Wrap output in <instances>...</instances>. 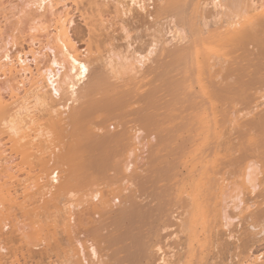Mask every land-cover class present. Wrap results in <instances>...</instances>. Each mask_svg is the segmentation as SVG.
I'll return each mask as SVG.
<instances>
[{
	"label": "bare ground",
	"instance_id": "bare-ground-1",
	"mask_svg": "<svg viewBox=\"0 0 264 264\" xmlns=\"http://www.w3.org/2000/svg\"><path fill=\"white\" fill-rule=\"evenodd\" d=\"M63 1L38 0L28 53L0 58V262L208 264L218 220L238 218L227 200L250 237L264 233V0H163L142 21L145 49L124 57L107 32L118 6L71 0L86 28L73 38ZM208 2L226 23L209 27ZM51 48L78 78L91 70L76 105L62 79L50 90Z\"/></svg>",
	"mask_w": 264,
	"mask_h": 264
},
{
	"label": "rangeland",
	"instance_id": "rangeland-1",
	"mask_svg": "<svg viewBox=\"0 0 264 264\" xmlns=\"http://www.w3.org/2000/svg\"><path fill=\"white\" fill-rule=\"evenodd\" d=\"M37 1L38 0H0V58L3 57L4 54L6 55L8 54L9 57H13L18 51L20 52L22 51L25 54L28 53L29 49H28L27 43H25V39H26L25 36L28 33V30L31 27V25H33L32 20L35 17L42 14V11L38 9ZM105 1L108 2L109 6L114 11H115V6H118L122 12V19L121 18L119 19V17H117L116 20L114 19L116 22H119V23L115 25L114 24L115 21H114V23H112V26L109 24L110 25L108 29L109 31H107L110 34V36L112 35L114 38L113 45H114L116 52H118L117 54H119L121 57L130 56L135 50L139 51V50L145 49L144 47H146L145 45H146V42H148L147 41L148 37L146 36V33H145L146 32L145 27L141 25L142 21L145 20L147 12L153 11L155 7L159 3H161L163 0H105ZM256 1L258 2L259 0H256ZM60 10L63 12L69 13L71 16H73V24L70 30L71 35H73L74 33L73 38H75L76 35H78L79 37L83 36V33H86V28L83 23V19L80 16V12H78L77 7L72 3V1L64 0L62 2V6L60 5L59 11ZM205 11H204V14H207L206 20H208L209 22L208 23L206 21V23L208 25L210 24L209 27H215V25L221 24L222 21H224L223 23H226L228 21L227 19H229L228 16L231 13L228 8L227 9L224 8L223 10H218V9L216 10L213 4L209 5V2H208V6L205 8ZM217 11L218 12L222 11L224 14L221 13V15L219 14V17H218V14H216ZM223 15H227V16H223ZM138 20L140 22H138ZM120 26H123V28L129 30L131 34L130 33L128 34H130L132 37H130L129 39H126L127 37H125V35L127 33H124V32H128V31L126 30L123 31L124 29L122 30V27ZM74 30L76 31V33ZM170 34L168 33L166 37L167 39L169 38L168 39L169 41H171L170 39L172 38V43H173L175 42V40L173 41V36L172 34L171 35ZM76 46L81 53L85 52L84 41L76 40ZM28 59L29 61L31 60V62L33 60L31 56H28ZM54 59H55V63L53 62ZM40 61H41V67L43 69L50 68V67H53V69H55V73L52 76H50V79H49L50 90H52L54 97L56 98L55 95L56 94L59 95V93L55 91V87L53 85L52 80L57 79V78L62 79L63 86L67 87V85H69L68 86L69 92L70 93L74 92L73 96H71V94H67L65 96L66 99L71 98L67 102L68 105H71V106L73 104L76 105L78 102L76 100L79 97L80 91H82L85 85L87 84L89 75H90L89 73H91V70L87 71V75L84 78L82 79L80 77L78 78L77 70L72 68V66L67 62L65 55L59 52L57 48H51V49L44 50L42 52V55L40 56ZM3 62H6L5 58L3 59ZM30 65L34 67L33 62L30 63ZM55 74H56V78H54ZM23 79L24 80L26 79L25 75H23ZM0 81L5 82L4 77H1ZM25 83H26L25 86L29 88L28 82L26 81ZM2 85H3L2 86L3 90L5 89L4 91L2 90L3 92L2 95H4L6 99H8L9 98L8 91L6 90V87L3 83ZM20 86L22 88V85ZM262 102H263L262 108L264 109V97L261 100V103ZM65 111L66 113L69 112L68 110H65ZM235 192L234 194H236ZM245 192L246 191H244V193ZM249 194L250 193L248 192L245 195L241 193L242 196L240 197V199L242 200L244 198L246 202H248L249 200L248 204L250 205L255 200L256 195L254 194V196H252ZM252 197H255L254 200ZM251 198L253 201H251ZM227 201L226 203L228 204V206H226L227 207L226 211L228 215L230 214L233 217L235 215L238 218L235 219V222L234 221L232 222V226H230L229 229L223 228L221 226V221L218 220L219 225L216 230V235L219 240L218 243L220 242L219 243L220 245H218L219 247L217 246L216 249H214L213 254L209 257L208 262L210 264H240L242 260H248L247 264H264V233H261L256 236L251 235L250 237L251 233L249 232L247 233L244 230L245 227L243 225V220H244L243 218L246 217L245 215L246 212L242 211L244 206L241 204V207H239V209H235L234 205L236 201L238 200H234L235 203L232 202L233 200H229L228 202ZM14 212L12 214L15 215L16 213ZM19 213L21 214L20 211ZM20 214L19 215L16 214V215L19 217L21 216ZM13 217L14 216H12L11 219H15V217L14 218ZM9 229L10 227L7 226L4 232L8 233L7 231H9ZM13 229L14 228H12V230ZM23 229H25V231L27 232L30 230V228L28 230L26 227ZM12 233L10 231V234L8 233L9 235H7V237L8 236L12 237V239L16 243L19 240H16L15 237L17 238L19 233L17 234L14 232L13 234H17V236L13 235L14 238L12 236ZM28 239L30 238H27V240ZM175 240L177 241V239L173 240L172 238L171 240L169 239L167 241L168 242L167 244L171 248H166V249L169 250V251L167 250L168 253L171 252L169 253L171 255L174 254L173 252L176 253V251L178 250L177 244H175L174 242ZM20 245L22 246L23 243ZM39 250H40L39 247L34 248V252L39 251ZM0 253L8 254V251L6 252V250H2V252ZM46 254L48 255V253ZM47 255H45L44 253L41 258L37 254L36 255L32 254L31 255L32 257H29L27 261H25L26 262L25 264H38L37 262H39V264L60 263L56 261L57 258L53 256L55 254L52 253L48 255L49 257ZM10 256H11V253H10ZM36 256H38L37 259L35 258ZM5 258L6 257H4V259L0 262V264H8V262L10 263V261H8L10 260V258H8V256H7V259ZM40 258L41 260H39ZM23 261L24 260L22 259V264H24ZM159 263L164 264L163 262H159Z\"/></svg>",
	"mask_w": 264,
	"mask_h": 264
}]
</instances>
